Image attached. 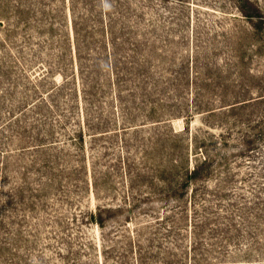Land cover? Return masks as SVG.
<instances>
[{
  "label": "rangeland",
  "instance_id": "obj_1",
  "mask_svg": "<svg viewBox=\"0 0 264 264\" xmlns=\"http://www.w3.org/2000/svg\"><path fill=\"white\" fill-rule=\"evenodd\" d=\"M0 0V264H264V0Z\"/></svg>",
  "mask_w": 264,
  "mask_h": 264
},
{
  "label": "clouds",
  "instance_id": "obj_2",
  "mask_svg": "<svg viewBox=\"0 0 264 264\" xmlns=\"http://www.w3.org/2000/svg\"><path fill=\"white\" fill-rule=\"evenodd\" d=\"M105 9H110L111 8V5L109 3H107V0H105Z\"/></svg>",
  "mask_w": 264,
  "mask_h": 264
}]
</instances>
